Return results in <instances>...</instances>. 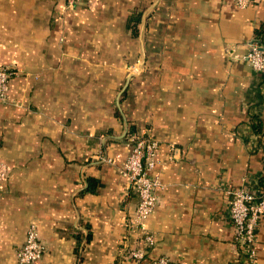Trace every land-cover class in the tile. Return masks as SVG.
Returning a JSON list of instances; mask_svg holds the SVG:
<instances>
[{
    "label": "crops",
    "instance_id": "0c3cea01",
    "mask_svg": "<svg viewBox=\"0 0 264 264\" xmlns=\"http://www.w3.org/2000/svg\"><path fill=\"white\" fill-rule=\"evenodd\" d=\"M262 25L264 0H0V64L22 70L0 100V264L31 221L36 264H247L230 209L264 187V73L245 59ZM131 132L160 141L149 247L119 171ZM256 246L264 264V212Z\"/></svg>",
    "mask_w": 264,
    "mask_h": 264
},
{
    "label": "built area",
    "instance_id": "2783aa9c",
    "mask_svg": "<svg viewBox=\"0 0 264 264\" xmlns=\"http://www.w3.org/2000/svg\"><path fill=\"white\" fill-rule=\"evenodd\" d=\"M83 0H66L67 8H74ZM237 6L246 7L252 0H233ZM245 59L252 66L264 73V45L255 38L250 44V51ZM137 71L138 67H130V70ZM16 70L9 65L0 64V100L9 101V88L12 77ZM127 154L119 166V171L126 176L131 187L138 193L139 202L136 212L131 216L132 226L144 230L145 243L152 246L155 237L146 228V220L155 210L158 204L157 188L163 185L160 176L154 173L158 163L160 141L151 134L131 132L125 141ZM112 161V158L108 159ZM9 175L8 166L0 162V181ZM264 212V187L251 190L241 188L233 191L231 200L230 216L235 225V234L240 240L244 250L247 264H256V228L260 215ZM45 251V244L40 238L39 226L36 221H31L27 228L25 242L17 250L16 264H36L42 258ZM147 249L139 247L132 249L130 254L138 261L146 255ZM151 264H183L182 261L173 259L162 254L152 260Z\"/></svg>",
    "mask_w": 264,
    "mask_h": 264
},
{
    "label": "trees",
    "instance_id": "16d2710c",
    "mask_svg": "<svg viewBox=\"0 0 264 264\" xmlns=\"http://www.w3.org/2000/svg\"><path fill=\"white\" fill-rule=\"evenodd\" d=\"M131 19H133L135 21L139 20L138 17L137 18H131ZM256 38L258 40H260L261 43L264 45V25H262L261 27L257 28V30H256Z\"/></svg>",
    "mask_w": 264,
    "mask_h": 264
},
{
    "label": "rangeland",
    "instance_id": "374dc122",
    "mask_svg": "<svg viewBox=\"0 0 264 264\" xmlns=\"http://www.w3.org/2000/svg\"><path fill=\"white\" fill-rule=\"evenodd\" d=\"M10 67H12L13 69H15L16 71H18V72H21L22 70L21 69H16V68H14L13 66H11V65H9ZM17 72V73H18Z\"/></svg>",
    "mask_w": 264,
    "mask_h": 264
}]
</instances>
